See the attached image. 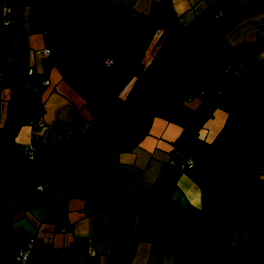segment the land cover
I'll list each match as a JSON object with an SVG mask.
<instances>
[{"label":"crops","instance_id":"1","mask_svg":"<svg viewBox=\"0 0 264 264\" xmlns=\"http://www.w3.org/2000/svg\"><path fill=\"white\" fill-rule=\"evenodd\" d=\"M13 1L15 28L2 25L0 0V264H20L30 242L26 264H244L245 252L264 262V198L254 189L264 170L240 180L247 190L219 185L230 170L239 103L251 95L244 82L257 75L255 90L264 87V0H240L242 17L226 33L192 38L175 75L141 84V103L128 97L138 75L170 55L166 27L151 23L154 0ZM220 1L172 5L188 24ZM20 35L34 70L24 91L7 77L17 70ZM191 61L201 62L197 71L181 76ZM211 66L220 74L230 67L228 79L216 84ZM39 118L46 128L36 126ZM64 138L82 144L69 191L46 165ZM182 152L194 162L187 171L176 164ZM206 186L218 200L209 225ZM237 215V230L223 231L219 221Z\"/></svg>","mask_w":264,"mask_h":264},{"label":"trees","instance_id":"2","mask_svg":"<svg viewBox=\"0 0 264 264\" xmlns=\"http://www.w3.org/2000/svg\"><path fill=\"white\" fill-rule=\"evenodd\" d=\"M72 5H78L85 0H68ZM242 17L240 0H222L210 9L199 13L192 22L182 24L175 11L172 0H154L151 11V23L156 26H165L168 39L171 43L169 61L159 65L156 61L150 63L144 71L138 75L133 87L129 92V99L141 103L144 95L140 86L144 82L154 84L156 81L168 76L175 75L182 62L179 50L192 51V38L198 36L207 29L218 28L222 33L229 31ZM264 41H259L257 47L263 48ZM211 51L209 49L205 53ZM204 53V55H205ZM30 47L26 35H20L17 41V70L15 74L16 87L24 91L27 71L29 68ZM8 75V74H7ZM264 90V87L263 89ZM243 104L239 103L238 118ZM82 144L76 140L64 138L51 150L47 158V167L53 169L64 183L65 190L71 189L70 179L77 163ZM261 170H264L262 168ZM256 196L264 198V180L260 178L255 182ZM205 224H211L217 220L218 200L215 187H204L203 190ZM243 215L225 221H219L222 230L233 234L241 224ZM264 242V234L262 236ZM244 264H264L249 253L244 254Z\"/></svg>","mask_w":264,"mask_h":264},{"label":"water","instance_id":"3","mask_svg":"<svg viewBox=\"0 0 264 264\" xmlns=\"http://www.w3.org/2000/svg\"><path fill=\"white\" fill-rule=\"evenodd\" d=\"M264 90L249 95L242 105L235 135L228 147L231 170L250 174L263 167Z\"/></svg>","mask_w":264,"mask_h":264},{"label":"built area","instance_id":"4","mask_svg":"<svg viewBox=\"0 0 264 264\" xmlns=\"http://www.w3.org/2000/svg\"><path fill=\"white\" fill-rule=\"evenodd\" d=\"M135 16V15H133ZM1 23L2 25L6 26V27H17L18 26V18L16 15V10H15V3L13 0H4V3L2 5V10H1ZM262 26H264V19L262 21ZM264 38V34L261 32L259 34V40H263ZM253 46V44H252ZM51 50L47 49L42 51L41 53H43L44 55H50L51 54ZM114 63V60L111 58L106 59L105 61V67L106 69H110L112 67ZM229 69H226V72H229ZM2 74H0V81L2 78ZM7 77L10 79L11 85L12 86H16V82H15V74H8ZM34 78V70L29 67L28 71H27V80L26 81H31ZM42 84L47 85L48 81H42ZM193 92L194 91H190V93L188 94V98L189 100L192 99L193 96ZM36 126L39 128H46L47 124L46 121L43 118H39L38 122L36 123ZM25 153L28 155V157L30 159L34 158L35 155V151L34 148L32 146V144H28L25 146ZM178 161L176 162L177 166L179 167L180 170L182 171H187L189 169H191L193 167V160L188 157L187 155H185V153H179L178 154ZM38 190H41L42 187H38ZM11 201H13V198H11ZM31 255V242L24 248L21 249L19 255H18V261L20 264H26L29 257Z\"/></svg>","mask_w":264,"mask_h":264},{"label":"rangeland","instance_id":"5","mask_svg":"<svg viewBox=\"0 0 264 264\" xmlns=\"http://www.w3.org/2000/svg\"><path fill=\"white\" fill-rule=\"evenodd\" d=\"M264 18V17H263ZM205 37V36H203ZM203 40H205V38H203ZM210 46V44L207 43V45H203V48L202 50H205L206 48H208ZM192 57V56H190ZM197 63H201V62H186L185 65H181V69L179 71V74L181 76H186V74H189V73H194L195 70L197 69ZM212 67V66H211ZM213 69V70H212ZM225 69V68H224ZM211 70V71H210ZM113 71V70H112ZM197 71V70H196ZM210 73H213L214 76L217 78V82L216 84H221L222 82L226 81L225 78L228 79V76L229 74L226 73L223 69L221 70V74L220 72H217L215 71L214 67L210 68L209 69ZM208 72H206L207 74ZM257 77V75H256ZM255 77V78H256ZM255 78L251 81H245L244 84H245V89L249 92H251V94L255 93L257 89L261 88V83H262V78L259 77L258 81H255ZM255 88H257L255 90ZM263 159H264V153H263ZM250 174H242V173H239L235 170H229L228 172H225V171H221L220 173V182H219V185H220V188L221 189H225L226 188H229L231 186H234L236 187V189H241L240 186L243 187V185L245 186V190H247V182L246 183H243L240 182V180H242L243 178H248ZM236 179L234 183H230L229 184V181L230 179ZM238 180V183L236 182ZM228 193H229V190H226L225 191V196L227 195L228 196ZM229 198H230V194H229ZM260 200H258V203H261L259 202ZM250 218H248L247 222H249Z\"/></svg>","mask_w":264,"mask_h":264}]
</instances>
